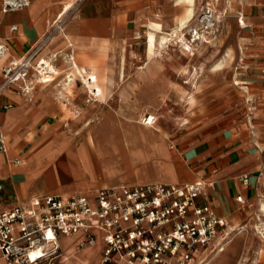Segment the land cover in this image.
<instances>
[{
    "label": "crops",
    "instance_id": "0c3cea01",
    "mask_svg": "<svg viewBox=\"0 0 264 264\" xmlns=\"http://www.w3.org/2000/svg\"><path fill=\"white\" fill-rule=\"evenodd\" d=\"M207 3L228 12L221 32L227 19L230 29L219 40L221 52L217 58H200L204 76L199 82L198 79L186 84L177 82L191 66L188 60L178 56V51L173 54L170 67L180 70V76L173 86L164 89L168 92L167 108L160 113L162 132L159 134L141 131L134 138L100 131L96 146L87 143L80 146L82 136L71 138L60 128L61 116L68 123L73 119L70 114L65 115L60 102L47 96L41 86L45 82H36L31 100L19 93L16 85L6 89L3 97L14 105L0 112L6 147L0 151V179L6 185L2 207L9 209L48 194L67 198L80 193L93 197L104 187L203 180L207 187L197 202L209 203L224 216L230 234L235 226L257 223L264 216L260 209V202L264 201V0H203L201 6ZM187 5L183 0H33L22 10L4 12L0 0V41L8 45L4 62L27 54L39 43L43 45L36 60L43 57L42 53L68 51L70 39L80 65L94 61L104 67L108 63L110 74H114L122 50L132 63L131 71L136 72L146 62V46H142L146 44V36L144 41L137 34V19L148 16L155 21L170 20L184 15ZM198 15L196 21L184 28L196 24ZM102 43L116 44L111 56H98V46ZM141 48L145 50L144 61L135 68ZM179 51L188 54L182 48ZM222 58L223 70L215 71L212 64ZM183 67H186L184 72L180 69ZM110 89L116 94L114 86ZM132 90L147 109L145 103L157 88L147 81ZM85 91L81 89L73 97L81 108L88 100ZM114 101L117 109L120 100L113 96L108 98V106H100L94 112L108 121L107 113ZM126 126L133 127L130 123ZM43 143H48V153L40 150ZM62 143L67 144L62 147ZM74 148L77 152L91 150L95 155L90 180L81 177V170L75 172ZM98 153L102 159L96 156ZM243 174L250 175L246 185ZM83 234L81 231L61 235L60 255L39 263L52 262L65 250L73 259L85 258L86 264H97L104 246L102 236L99 234L95 245L78 248ZM230 241L216 253L226 251ZM73 249L76 253L80 250L77 256L68 254Z\"/></svg>",
    "mask_w": 264,
    "mask_h": 264
},
{
    "label": "built area",
    "instance_id": "2783aa9c",
    "mask_svg": "<svg viewBox=\"0 0 264 264\" xmlns=\"http://www.w3.org/2000/svg\"><path fill=\"white\" fill-rule=\"evenodd\" d=\"M32 1L2 0V9L22 10ZM227 13L207 3L196 24L174 35L179 47L193 54L199 46L212 44ZM42 45L5 63L8 45L0 41V112L14 105L3 97L10 86L31 100L36 82L55 75L56 56L49 53L36 60ZM152 121L151 114L144 116L145 124ZM1 127L0 121V151H5ZM249 179L243 174L245 185ZM206 187L203 180L121 185L100 188L93 197L48 194L7 209L2 207L6 185L0 179V264H38L56 257L60 236L79 230L84 234L78 248L95 245L101 234L99 264H203L210 253L224 248L230 235L227 219L209 203L197 202Z\"/></svg>",
    "mask_w": 264,
    "mask_h": 264
},
{
    "label": "bare ground",
    "instance_id": "6f19581e",
    "mask_svg": "<svg viewBox=\"0 0 264 264\" xmlns=\"http://www.w3.org/2000/svg\"><path fill=\"white\" fill-rule=\"evenodd\" d=\"M183 1L188 4L184 15L173 16L170 20L163 19L157 24L147 23L145 31V35L147 36L146 62L141 65L136 72L131 71L132 64L126 58L122 50L118 53L117 69L114 70V74H110L112 69L108 63L104 67H99L94 61H88L87 64L80 65L75 56L72 54L68 55L67 51L60 50L51 53L53 56H56L57 61L59 57L62 56L65 60V62L62 63H66V65L60 66L58 65L60 63L57 62L56 73L52 81H46L41 86L45 89L47 96L53 98L57 103L60 102V104L64 106L65 115L70 114L72 116L73 121L67 123L69 137H87V142L93 144V127L95 126L92 123H95V125L107 123L108 129L122 130L126 127L127 123L133 124V121L144 123V115L147 111L151 112L153 121L150 124L144 123V127L151 130L153 134L162 132L160 113L167 108L168 92H166V90L160 91V93L156 95L155 100L146 101L145 104L147 109H144V104L141 103L135 95L136 92L132 89L149 79H154L162 70H167L168 86H173L175 80L180 76V70L170 67V62L172 61L173 52L175 50H178V56L180 58L188 60L189 65L194 68L196 73L200 72L204 68V63L200 61V58L204 56H206L205 58L207 60L217 58L221 52L219 40L222 41L226 31L228 33L230 29V23L227 19L221 37L218 38V41H213L211 47L208 48L206 45H201L193 54L184 55L182 51H179L178 41L174 38V35L181 31L182 28L194 22L202 7L203 0ZM74 45V42L69 39L68 46L73 49ZM115 48L116 44L102 43L98 46V56L102 58L111 56V50ZM224 65L225 60L222 58L215 61L212 67L215 71H221ZM180 69L185 71L186 67ZM194 81L190 84H193ZM111 86L117 89L116 94L110 89ZM81 89H85L88 95L87 104L84 108L79 107L73 99V97L80 93ZM113 96L119 97L120 105L117 109H110L107 113L108 121H106L103 119L102 115L96 114L94 110L100 106H108V98ZM74 122H81L80 125L82 126L79 125V127H75L76 125L74 126ZM82 127L84 128L83 130ZM64 138L62 139L64 140ZM40 147L41 146H39V148ZM8 148H10L9 145ZM260 209L264 214V201L260 202ZM258 228L264 233V225H258ZM80 232L81 230L77 231L75 234ZM60 244L62 245V242ZM74 250L75 249L68 254L77 256L80 250L78 253ZM65 253L66 251L64 250V254ZM217 254L218 253H216L215 256ZM70 258L71 257L68 255L65 257L67 260ZM100 259L101 257L97 264H99ZM211 260L212 258L205 262V264H209ZM75 263L86 264V260L85 258H78L75 260ZM67 264H69V262H67Z\"/></svg>",
    "mask_w": 264,
    "mask_h": 264
},
{
    "label": "rangeland",
    "instance_id": "374dc122",
    "mask_svg": "<svg viewBox=\"0 0 264 264\" xmlns=\"http://www.w3.org/2000/svg\"><path fill=\"white\" fill-rule=\"evenodd\" d=\"M68 7V6H67ZM145 19V20H144ZM153 18H150L148 16L144 17V16H140L137 19V22L139 23V32H137V34H140V37L142 38V40L145 41V28L147 27L145 24ZM157 19H153L150 20L149 23L151 24H157L160 21H155ZM196 21V19H195ZM222 34V32H221ZM221 35L218 37L220 38ZM216 39L215 41H218L219 39ZM146 40H147V36H146ZM145 43L142 44V46H146ZM138 47V46H137ZM69 49L67 51L68 54H72L75 56L73 50ZM66 51V50H64ZM178 50H175L173 52V54H176ZM56 52V51H54ZM52 53V52H51ZM46 53H42L41 56H45ZM144 57H145V50H143V48L140 49V54H138V59H136V66L135 68L139 67V65H141L144 61ZM138 61V62H137ZM59 63L65 62L64 58L62 56L59 57L58 61ZM66 64V63H64ZM132 64V63H131ZM60 65V64H58ZM203 73L200 71L199 73H196L194 68L188 67L187 72L185 75H183L180 79L177 80L178 83L181 84H186L188 82H190L191 80H196L198 79V82L203 78ZM147 81H150L152 84H154V86L157 88V91L152 92L151 95L148 97L147 101L149 100H155L156 99V95H158V93H160V91L164 90L166 87L168 86V76H167V70H162L154 79H149ZM146 81V82H147ZM155 95V96H154ZM153 96V97H152ZM64 107V106H63ZM110 107V106H109ZM113 108L117 107V101L112 102V106ZM108 109V108H107ZM67 121H64L62 116L60 117V128L62 129V131L64 133H68L67 131ZM162 125H165L164 122H161ZM75 127H79V125L81 124V122L77 123L74 122L73 123ZM95 127H93V134H94V143H88L87 142V137H83L82 143L80 146H85L86 143L87 144H92L93 146H96L98 143V133H101L100 131H105V132H109V131H114L117 134H121L122 136H127V135H131L134 138L139 137L141 131L146 132V133H152L151 130L146 129L144 126V123H137L136 121H133V127L132 128H127V126L122 129V130H111L107 128V123H103V124H99V125H95V123H92ZM100 126V127H99ZM143 126V127H142ZM70 136V135H69ZM65 136L61 137L64 138ZM74 138V137H71ZM65 139V138H64ZM63 140V139H62ZM48 143H43L41 145V149L44 152H47L49 149V146L47 145ZM67 143H62V147L66 146ZM75 149V159H76V163L75 165V172L80 171L81 170V177L84 176L85 180L89 178H91L90 174H91V162L93 159V153L90 151H78L77 152V148ZM89 150V149H88ZM48 153V152H47ZM127 154H125L126 156ZM96 156H98V158L102 159L101 155L98 153L96 154ZM48 158H52V156L48 157ZM56 165V170H58L57 167V163L55 162ZM87 168L89 170H87ZM53 171V170H52ZM78 177V176H77ZM258 225H264V216H261L260 219L257 221V223H253V224H240L238 226H233L234 228L232 229L229 228V230H233L232 233L230 234L228 240L230 241L232 239V241H230V243L227 245L226 247V251H223L221 253H218L216 256V252H213L212 254L210 253L209 256H207V260L206 262L212 258L211 262L209 264H264V233L261 232L258 228ZM256 229V230H255ZM262 236H261V235ZM72 240V239H70ZM227 240V241H228ZM261 240V241H260ZM227 252V253H225ZM69 253V252H68ZM225 253V254H224ZM93 255H96L95 252L92 253ZM64 255V256H63ZM67 256V254H64V250L62 251V256L53 260L52 262H50L49 260H46L44 262H41L39 264H67V262H69V264H76L75 260L72 257L70 259H65V257ZM221 256V257H220ZM63 257V259H62ZM220 257V261L215 263V261L217 260V258ZM205 264V263H203Z\"/></svg>",
    "mask_w": 264,
    "mask_h": 264
},
{
    "label": "snow or ice",
    "instance_id": "6c2138e0",
    "mask_svg": "<svg viewBox=\"0 0 264 264\" xmlns=\"http://www.w3.org/2000/svg\"><path fill=\"white\" fill-rule=\"evenodd\" d=\"M34 258H35V256H34Z\"/></svg>",
    "mask_w": 264,
    "mask_h": 264
}]
</instances>
